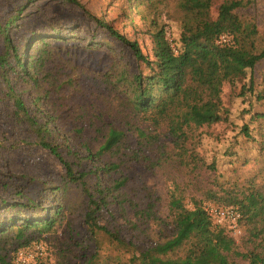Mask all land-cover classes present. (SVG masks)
Listing matches in <instances>:
<instances>
[{
  "label": "trees",
  "instance_id": "16d2710c",
  "mask_svg": "<svg viewBox=\"0 0 264 264\" xmlns=\"http://www.w3.org/2000/svg\"><path fill=\"white\" fill-rule=\"evenodd\" d=\"M63 1L80 7L107 33L108 38L93 37L84 49H112L111 41H119L130 49L138 66L143 64L147 71L132 73L130 68L117 61L105 71L102 81L96 77L88 78L81 71L85 66L71 60L70 41L62 35L56 33V41L35 38L25 55L13 45L7 30L14 19L3 28L0 24L5 37L4 51L0 53V77L17 115L34 132L38 145L48 149L66 167L68 181L80 182L88 197L83 221L89 233L88 241L93 243L92 251L80 246V259L67 264H240L238 257L250 264H264V146L261 148L263 177L259 183H250L249 187L263 203V208L259 215H243L241 219L247 226L250 246L245 253L236 249V241L226 228L213 223L203 200L193 196L189 199L192 207H189L187 188L177 180L172 181L168 194L167 215H162L158 207L160 197L142 185L140 190L143 192L139 193L144 196V204L137 210L135 222L127 219L126 204L132 208L133 198L139 193L130 188L131 179L121 169L122 166L126 168L127 162L143 164L147 170L162 165L165 151L157 138V129L162 126L169 128L177 142L183 136L188 139L186 131L181 135L177 131V114L184 100L192 102L188 107L207 125L226 118L221 99L223 85L243 81L247 71L253 70L264 59V46L259 47L257 42V27L237 13L243 7V1L142 0L140 6L155 15L149 33L151 57L144 54L137 42L90 13L78 0ZM214 8L217 16H213ZM172 21L180 26L176 34L170 29ZM222 36H227L230 42L219 44ZM11 56L20 77L38 92L37 105L44 103L52 113L49 120L64 127L70 139L82 140V146L88 150L87 158L103 159V167L76 174L74 167H81L84 157L65 139V144L52 145L55 134L48 122L41 124L29 114L7 78L6 68ZM231 61H236L238 66L211 80L202 77L197 68L200 64L224 65ZM253 87L251 78L247 89L253 91ZM257 100H264V91L259 93ZM253 118L264 119V112L255 113ZM186 127L190 126L187 124ZM241 132L252 139L247 125ZM129 133L135 136L138 148L129 147ZM93 142L98 143L94 146L95 153L91 151ZM61 149L74 160L65 159ZM109 158H116L117 162L112 163ZM207 168L215 171V163ZM100 171L105 176L121 171L122 176L114 180L109 176L103 188L101 180L104 181V177L99 175ZM90 174L96 175L98 180L97 196L86 188L84 179ZM213 186L216 191L208 199L223 207L232 205L231 199L243 192L232 186L227 187L230 189L218 186L216 179ZM44 191L49 194L35 200L17 190L19 198L6 207L7 215L2 217L0 213V264H15L20 250L43 243L41 235L57 224L64 211L59 197L64 189L45 187ZM110 204L116 205L126 220L127 228L123 230L126 235L112 223H102L104 208ZM232 206L236 207L235 204ZM130 229L133 234L128 239ZM104 242L114 247L118 255H102Z\"/></svg>",
  "mask_w": 264,
  "mask_h": 264
},
{
  "label": "rangeland",
  "instance_id": "374dc122",
  "mask_svg": "<svg viewBox=\"0 0 264 264\" xmlns=\"http://www.w3.org/2000/svg\"><path fill=\"white\" fill-rule=\"evenodd\" d=\"M78 1L90 13L105 20L129 40L137 42L144 54L151 57L152 41L149 33L151 19L155 15L146 7L140 6L142 0ZM242 1L243 7L239 8L237 13L244 21L257 27L258 45L264 46V0ZM212 12L213 16H217L216 8ZM160 19L164 21V18ZM10 20L13 22L7 30L13 45L25 55L28 45L35 38L46 37L49 41H56L57 33L70 41L68 45L72 51L71 60L75 64L81 63L85 66L81 67V71L88 78L96 77V80L102 81L105 71L117 61L130 68L132 73L147 72L143 64L138 66L130 49L119 41H111L112 49L106 47L94 51L84 49L91 43L93 37L108 38L107 33L80 7L63 0H0L2 28ZM170 29H173L175 34L178 33L179 23L172 21ZM4 38L0 30V53L4 51ZM237 66L236 61H231L224 65L200 64L197 68H200L202 77L211 80ZM6 71L10 85L21 97L29 114L41 124L48 122V126L55 134L51 141L52 145L65 144L63 142L65 139L66 143L84 157L81 167H74L77 175L104 166L103 159L87 158L88 150L82 146V140L70 139V134L64 127L49 120L48 117L52 113L44 103L37 105L38 92L20 77L13 56L9 58ZM251 78L254 83L253 91L247 89ZM2 82L3 79L0 77V213L2 217L7 215L6 207L19 198L16 195L17 190H21L27 197L38 200L49 194L44 191L45 187L63 188L64 192L59 194V197L64 205V211L55 227L41 235L43 243L39 244L43 245L45 254L41 259H37L35 264L40 262L67 264L77 261L82 254L80 246L87 247L89 252L93 247V243L88 241L89 233L83 221L88 203L85 189L80 182H69L66 167L62 162L48 149L38 145L34 132L17 115L13 101L7 95ZM263 91L264 59L253 70L247 71V77L243 81L226 82L223 85L221 99L226 110V118L220 123L207 125L194 115L191 107H188L192 104L190 100L182 101L177 114V131L180 135L181 132L186 131L188 139L186 136H181V140L177 142L170 135L166 125L157 129L159 145L165 151L162 165L147 170L143 164L127 162L126 168L122 166L121 169L131 179L130 188L135 193L143 192L140 190L142 185L152 190L160 197L158 207L162 215H167L168 194L173 180L186 186L189 207H192L189 199L195 196L204 201L206 209L209 205L220 206L208 199L216 191L213 186V181L216 179L218 186L224 185L226 189L232 186L236 187V191H243L230 201L236 207L232 205L226 207L240 211L242 218L243 215H259L263 203L249 187L250 183H259L263 177L261 148L264 146V119L253 118L255 113L264 112V100H257L259 93ZM187 124L190 127H186ZM244 125L249 127L252 139L242 134L241 129ZM128 138L129 147L138 148L132 133L128 134ZM97 144L95 142L92 144L93 153ZM60 152L68 161L74 160L64 153L63 149ZM109 161L113 163L117 162V159L109 158ZM213 163H215V171L207 168ZM112 173V176H105L104 172H99V175L104 177L105 182L101 180L103 188L107 185L106 180L109 176L111 180L120 179L122 176L121 171ZM84 181L90 193L97 196L96 175L90 174ZM133 199L132 208L126 204L125 216L135 222L136 212L144 204V196L139 193ZM108 201L112 203L113 200ZM20 211L28 213V210ZM102 215V223H112L113 227L121 229L122 234L126 235L123 230L127 228V222L122 218L123 215L116 205L110 204L104 208ZM240 229L241 234L233 238L236 241V249L245 253L250 248L247 243V226L240 222ZM131 233L133 234L130 229L128 239L132 238ZM102 249V255H118V251L110 247L107 242L103 243ZM237 261L240 264H250L248 260L239 257Z\"/></svg>",
  "mask_w": 264,
  "mask_h": 264
},
{
  "label": "built area",
  "instance_id": "2783aa9c",
  "mask_svg": "<svg viewBox=\"0 0 264 264\" xmlns=\"http://www.w3.org/2000/svg\"><path fill=\"white\" fill-rule=\"evenodd\" d=\"M230 39L227 36H222L219 44L229 43ZM208 216L217 226L224 227L228 230L232 237L241 234L240 222L242 214L240 211L232 207H220L209 205L206 209ZM45 254L42 244H34L31 248L20 251L17 254L15 264H35L37 259H41Z\"/></svg>",
  "mask_w": 264,
  "mask_h": 264
}]
</instances>
